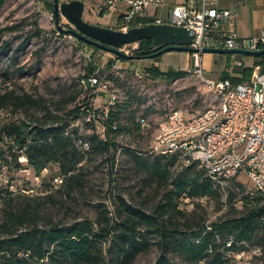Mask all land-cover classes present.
<instances>
[{
  "label": "trees",
  "instance_id": "trees-1",
  "mask_svg": "<svg viewBox=\"0 0 264 264\" xmlns=\"http://www.w3.org/2000/svg\"><path fill=\"white\" fill-rule=\"evenodd\" d=\"M4 3L5 0H0V9ZM5 29H1L0 34ZM28 41L21 46L25 47ZM82 42L97 51L103 50ZM137 43L138 47L134 50L137 58L158 60L159 55H152L156 49L151 39L143 38ZM8 47V43L0 47V57ZM248 57L254 61L251 65L240 66L239 75L226 72L219 79H230L232 83L239 84L251 79L257 65L260 72H264V53ZM116 58L128 60L124 55H116ZM96 70L94 65L89 64L90 76L84 77L88 90L97 88L89 82L91 76L101 78V73H94ZM144 72L152 79L168 82L188 73L185 69L162 70L156 65L146 67ZM84 101V104L73 107L62 117L43 107L40 100L30 94L16 95L12 91H0V170L3 166L13 171L31 168L42 181L38 196L14 193L7 187L0 192L3 204L0 208V264H131L152 246H157L160 251L154 264H181L174 259L175 256H179L185 264H231L237 252L258 248L262 253L259 241L264 239V196L254 189L240 199L242 209L238 210L231 203L235 215L210 223L205 219L196 221L189 206L199 198H219L224 189L211 180L198 163L185 165L176 154L154 153L155 156L151 158L141 151L127 150L135 169L164 188L162 200L151 211L119 194L116 196L115 218L100 212L95 221L86 218L64 223L44 213L43 205L46 202H56L52 190L55 186L52 180L56 176H50L48 182L42 176V171L49 164L57 165L58 176L62 178L57 192H64L65 195L81 192L87 185L85 162L88 157L96 153H109L112 173L118 149L116 135L130 131L133 126L141 127L137 118L143 115L134 117L135 110L130 112L125 125L120 123V113L127 107L125 103L114 106L107 103L106 107L99 108L92 105L88 97ZM9 107L14 110L42 107L45 113L30 121L6 120L1 111ZM93 107V118L88 123L93 125L94 132L88 139L78 135L77 128L68 130L70 121L84 119L87 110ZM103 127L105 130L100 131L104 134L96 131ZM80 140L88 142L89 147H82ZM21 155L27 158L26 167L19 161ZM179 166L182 169L174 176L173 170ZM235 181L233 179L230 184ZM183 195L189 196L191 201L184 202ZM39 199L44 201L38 202ZM108 241L107 258L103 243Z\"/></svg>",
  "mask_w": 264,
  "mask_h": 264
},
{
  "label": "rangeland",
  "instance_id": "rangeland-1",
  "mask_svg": "<svg viewBox=\"0 0 264 264\" xmlns=\"http://www.w3.org/2000/svg\"><path fill=\"white\" fill-rule=\"evenodd\" d=\"M53 1L5 0L0 9V30L7 27L10 29H5L0 34V47L5 43L9 44L8 49L0 57V91H12L16 95L30 94L40 100L43 107L62 117L73 107L84 104L86 97L95 107H106L111 92L115 91L118 99L116 104L127 105L120 113V123L125 125L130 112L135 110L134 117L143 115L147 126L140 128L133 126L130 131L125 130L116 135L118 149L112 173L111 162L108 160L110 154L96 153L89 156L85 162L87 185L83 191L65 195L64 192L61 194L56 191L59 186H53L56 202H46L43 205L44 213L64 223L86 218L95 221L100 212L108 213L109 217L115 218L116 196L119 194L151 211L162 200L164 188L151 182L144 173H139L135 169L127 150L141 151L148 157H154L151 148L154 134L159 122L166 118L171 109L180 108L187 115H195L206 108L210 96L204 88V83L195 72L192 59H189L188 65H182L185 64L184 58L188 52L171 50L159 55L158 60L134 58L123 61L117 60L116 54L110 51H97L87 46L72 34L58 29L51 8ZM65 1L68 0H59ZM84 2V20L96 25L117 27L121 9L101 14L100 0ZM175 3L176 0H164L158 9V16L164 18L169 7ZM60 24L66 29H75L62 15ZM27 39H29L27 45L22 47ZM124 49L126 53L123 49L122 51L125 54L136 55L135 47L127 46ZM89 64L98 69L94 73H101L102 82H107L106 87L100 84L97 88L88 90V83L84 77L90 76ZM151 65H156L162 70L185 69L188 73L170 82L156 80L144 72L145 68ZM203 72L209 78L217 79L219 76V73ZM1 113L6 120L30 121L41 117L45 109L32 107L14 110L9 107ZM74 128H77L78 135L86 139L94 132L93 125L82 118L69 122L68 130ZM97 130L104 134L101 129ZM21 164L26 167V161ZM181 169V166L174 169L173 175L178 174ZM8 172L23 188H32L37 182L31 168ZM42 176L47 178V182L50 176H58L57 165L49 164L42 171ZM40 190L39 188L29 195L38 196L40 192H37ZM253 190L248 179L240 175L234 183L224 188L219 198L196 199L189 209L193 210L192 216L196 221L205 219L210 223L235 215V211L230 207L231 203L238 210L242 209L240 199ZM2 206L0 201V208ZM259 244L262 253L259 250L255 256L252 251L246 252L244 258L246 264H264V239L259 241ZM103 247L108 258L110 242L103 243ZM159 255L157 246H152L147 252L138 255L131 264H154ZM174 259L185 264L179 256H175Z\"/></svg>",
  "mask_w": 264,
  "mask_h": 264
},
{
  "label": "built area",
  "instance_id": "built-area-1",
  "mask_svg": "<svg viewBox=\"0 0 264 264\" xmlns=\"http://www.w3.org/2000/svg\"><path fill=\"white\" fill-rule=\"evenodd\" d=\"M100 1L101 14L121 9L115 29L127 30L149 23L185 27L195 31L190 46L198 49L257 50L264 43V28L254 37L239 36L234 27L235 13L219 7L218 0H178L169 7L164 18L158 16L164 0ZM137 45V42L126 44L121 51L123 49L126 53L125 47L137 48ZM193 54L195 72L203 81L210 100L206 108L195 115H187L180 108L171 109L157 126L152 152L176 154L185 165L198 163L211 179H217V185L223 189L243 175L264 196V72H256L249 81L239 84L232 83L230 79L209 78L203 72L202 53ZM89 82L97 87L100 84L107 86L106 81L102 82L96 76H91ZM114 100L118 99L116 92L112 91L108 105L114 106ZM94 109L87 110L86 122H91ZM221 116H228V123H221ZM138 117L141 126H147L145 117ZM101 130L104 131L105 127ZM80 143L86 148L85 142L80 140ZM19 160L27 162L24 155L19 156ZM11 175L5 166L1 168L0 192L7 187L14 193L29 194L42 188L38 176L34 187L23 188ZM61 183L59 176L52 180L55 186ZM182 200L186 203L191 201L187 195H183ZM258 251V248L253 249L252 253ZM245 254L244 251L235 253L231 264H246Z\"/></svg>",
  "mask_w": 264,
  "mask_h": 264
},
{
  "label": "water",
  "instance_id": "water-1",
  "mask_svg": "<svg viewBox=\"0 0 264 264\" xmlns=\"http://www.w3.org/2000/svg\"><path fill=\"white\" fill-rule=\"evenodd\" d=\"M84 2L82 0H68L59 2L54 0V18L58 29L70 33L78 39L90 43L97 48L110 51L116 55H124L128 59H134L136 55H126L121 48L126 44L140 41L143 38L151 39L156 51L153 56L161 55L171 50L189 53H215V54H241L258 56L264 53V43L257 50L243 49H198L190 46L193 42L195 31L185 27L171 24L149 23L143 26L131 27L127 30H119L108 26H101L87 22L83 18ZM64 16L75 29H66L60 24V16Z\"/></svg>",
  "mask_w": 264,
  "mask_h": 264
},
{
  "label": "crops",
  "instance_id": "crops-1",
  "mask_svg": "<svg viewBox=\"0 0 264 264\" xmlns=\"http://www.w3.org/2000/svg\"><path fill=\"white\" fill-rule=\"evenodd\" d=\"M178 1V0H176ZM217 5L221 8L230 9L235 13L234 27L239 36L254 37L260 34L264 28V0H218ZM202 54L203 69L209 73H219L217 79L224 73L228 72L230 75H239L238 69L243 65H251L253 58L240 54ZM188 57V58H187ZM185 64L188 65L189 59H192L193 66H195V56L193 53H187L184 58ZM241 62V65H237ZM260 66H255L253 75L260 72Z\"/></svg>",
  "mask_w": 264,
  "mask_h": 264
},
{
  "label": "bare ground",
  "instance_id": "bare-ground-1",
  "mask_svg": "<svg viewBox=\"0 0 264 264\" xmlns=\"http://www.w3.org/2000/svg\"><path fill=\"white\" fill-rule=\"evenodd\" d=\"M116 99H117V96H116ZM116 102H117V100H114V105L116 104ZM138 120H139V118H138ZM221 123H228V116H221ZM85 144H86V148H88L89 147L88 142H85ZM211 180H213L215 183H217V179H211ZM253 254H255V253H253Z\"/></svg>",
  "mask_w": 264,
  "mask_h": 264
},
{
  "label": "flooded vegetation",
  "instance_id": "flooded-vegetation-1",
  "mask_svg": "<svg viewBox=\"0 0 264 264\" xmlns=\"http://www.w3.org/2000/svg\"><path fill=\"white\" fill-rule=\"evenodd\" d=\"M53 5H54V3H53Z\"/></svg>",
  "mask_w": 264,
  "mask_h": 264
}]
</instances>
